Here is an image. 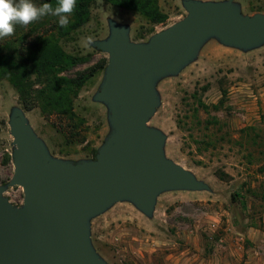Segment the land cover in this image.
<instances>
[{"label": "rangeland", "instance_id": "374dc122", "mask_svg": "<svg viewBox=\"0 0 264 264\" xmlns=\"http://www.w3.org/2000/svg\"><path fill=\"white\" fill-rule=\"evenodd\" d=\"M159 2L169 19L151 34V25L136 13L96 0L89 22L61 39L69 55L90 61L62 76L74 78L108 59L84 44L87 38L106 39L109 19L130 26L134 43H146L187 16L182 0ZM238 2L246 15L264 14L252 13L264 6L261 0ZM57 18L41 17L26 41H17V49L54 30ZM102 79L98 76L75 100L81 124L75 138L63 131L67 121L49 118L39 106L26 109L10 80L0 79V187L15 174L9 126L14 107L24 110L54 157L94 159L93 150L110 132L106 107L93 102ZM158 91L162 105L149 125L168 137L167 157L211 191L164 194L151 220L129 203L115 205L92 222L97 252L109 264H264V47L243 53L213 40L178 77L163 80ZM5 196L14 205L24 203L21 187Z\"/></svg>", "mask_w": 264, "mask_h": 264}, {"label": "water", "instance_id": "95a60500", "mask_svg": "<svg viewBox=\"0 0 264 264\" xmlns=\"http://www.w3.org/2000/svg\"><path fill=\"white\" fill-rule=\"evenodd\" d=\"M187 16L146 43L108 20L109 36L91 43L108 55L93 102L107 109L110 132L94 159H58L14 107L9 126L15 174L0 187V264H109L92 242V222L129 203L153 219L159 198L210 192L166 155L168 137L149 124L161 107L158 85L178 77L215 40L250 53L264 47V14L243 13L238 0H182ZM21 187L24 203L5 196Z\"/></svg>", "mask_w": 264, "mask_h": 264}, {"label": "trees", "instance_id": "16d2710c", "mask_svg": "<svg viewBox=\"0 0 264 264\" xmlns=\"http://www.w3.org/2000/svg\"><path fill=\"white\" fill-rule=\"evenodd\" d=\"M95 1L76 0V6L68 16L69 23L66 27H61L57 21L54 30L31 38V42L23 50H18L16 43L18 40L26 41L29 31L36 26L38 20L27 26L16 23L12 35L0 37V79L10 80L19 91L26 109L39 106L49 118L57 117L67 121L63 131L74 138L78 136L76 131L81 125L77 123L75 100L85 87L93 83L98 76L104 75L108 59L102 60L95 68L74 78L64 77L62 76L64 73L88 63L90 59L69 55L62 47L61 39L70 37L89 22ZM105 1L114 7L139 15L151 25L149 30L151 34L155 33L156 26L166 24L169 19L161 9L159 0ZM14 2L19 4V0ZM31 2L37 7L45 3L55 7L58 0ZM252 11L254 14L264 13V6ZM96 154L95 149L92 157L95 158Z\"/></svg>", "mask_w": 264, "mask_h": 264}, {"label": "clouds", "instance_id": "9594fccd", "mask_svg": "<svg viewBox=\"0 0 264 264\" xmlns=\"http://www.w3.org/2000/svg\"><path fill=\"white\" fill-rule=\"evenodd\" d=\"M75 6L76 0H58L55 7L50 3L37 7L31 0H19V4L14 0H0V37L12 35L16 23L27 26L49 14L59 17V25L66 27L69 23L68 16ZM91 43V38H87L84 46L87 47Z\"/></svg>", "mask_w": 264, "mask_h": 264}]
</instances>
